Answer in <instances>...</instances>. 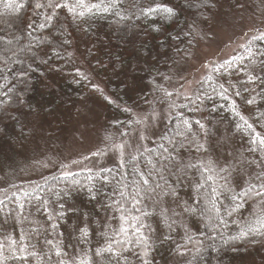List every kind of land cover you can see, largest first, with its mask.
Returning <instances> with one entry per match:
<instances>
[{"label": "trees", "instance_id": "16d2710c", "mask_svg": "<svg viewBox=\"0 0 264 264\" xmlns=\"http://www.w3.org/2000/svg\"><path fill=\"white\" fill-rule=\"evenodd\" d=\"M222 1L121 0L113 12L93 14L75 21L66 10H57L52 24L40 29L37 25L43 22V16L51 14V9L35 8L37 0H16L24 5L16 11L5 8L4 0H0V37L3 38L0 40V84H6L0 92L6 91L8 87L13 88L7 97L0 96V101L7 100V103L0 106V199L9 197L6 200L7 207L0 205V242L7 244V236L19 239L21 234L17 223L16 201L11 193L16 192L23 198L24 191L31 192L39 185L37 194L47 199L51 208L58 210L59 204L64 205L66 217L59 231L63 233L69 258L77 255L80 249L95 248L103 243L99 233L112 215L111 210L105 208L108 203L105 193L110 194L111 185L102 186L99 177L92 181L89 177L101 169H113L115 174L118 153L110 150L112 144L126 143V159L130 158L138 148L142 151L144 147L156 148L161 143L167 144V140L161 137H173L181 119L192 122L193 133L206 146V150L197 152L185 140L186 148L180 152L181 158L185 162L214 161L218 168L228 169L223 175L230 189L239 191L246 187L245 182L249 177L260 171L248 162L258 159L261 154L250 151L252 146L249 136L236 128L239 118L231 111L230 104L235 101L238 111L264 134V119L254 120L256 115L264 113V92L259 82L247 84L241 81L243 66H251L245 48L242 47L229 60L230 65L227 64L221 70L215 67L214 72L206 74L191 98L175 100L177 91L172 89V83L168 84L167 78V71L193 51L202 34L208 33L215 22H227L229 15L224 14L220 8L226 7L224 11L229 12L234 0H228L227 6L221 5ZM157 3L172 7L176 15L169 19L163 13L149 16L141 14V8L155 6ZM115 12H120L124 18ZM29 24L33 27L29 28ZM256 29L250 32L253 34L250 40L264 33V28ZM16 37H19L18 41ZM7 40H12L13 44L8 45ZM64 40L69 43H63ZM79 45L92 52L91 68L96 69L92 94L88 91L89 83L77 80L73 73L65 78L57 76L59 67L66 65L69 52ZM251 47L254 53L264 52V40H252ZM5 49L23 50L13 56L12 51ZM54 49L59 52L58 56L54 54ZM256 59L255 69L259 73V57ZM220 85L228 89L225 93L227 100L220 94L223 92ZM245 88L249 91H244ZM236 91L241 95L236 96ZM166 92L172 95L166 96ZM251 95L256 96L257 102L247 109L244 104ZM85 100H99L102 116L96 119L90 130L82 129L86 139L81 152L92 156L99 150L105 154L96 156L99 159L92 156L87 166L70 171L75 180L79 181V184H73V177L63 179V166L83 155L72 158L63 156L59 141L67 139V135L70 139V114L76 106H82ZM159 109L167 112L163 128L150 143L135 145L136 130L144 123L139 111H144L145 117L150 118ZM137 120L142 123H136ZM195 121L205 126L207 136L200 131ZM58 151L61 156L57 155ZM22 162H27L38 175H42V171L49 165L55 166L49 169V174L42 175L38 180L17 182L15 173L22 170ZM191 176L192 179L187 180L179 189L181 199L189 203L193 196L191 185L198 179L195 172ZM93 183L99 191L96 200L90 198L87 190ZM224 183L221 179L215 184L209 182L205 186L204 195L198 197L197 213L178 216V223L173 225L174 231L170 232L160 224L158 216L148 218L147 223L155 229L150 253L153 264H264V237L229 240L225 243L229 237L237 235L247 222L253 221L264 205L258 207L257 200L249 198L243 209L228 216L226 209L232 206L229 197L233 192L218 189L223 193L219 200L225 203L220 204V215L227 221V225L220 224L219 220L211 218L212 213L204 211L208 207L205 197L211 193V188ZM55 193H60L59 200ZM147 204L151 211L152 203ZM37 207L36 202H25L23 215L29 218L28 212L31 210V215L43 220L40 225L47 227L46 216L42 211L38 212ZM176 210L181 211L179 208ZM245 216L247 219L243 218L240 223V218ZM85 217L92 231L88 245L78 240L77 226L83 223ZM24 222L20 225L24 226ZM186 232L195 243L186 242ZM41 236L43 241V232ZM165 236L170 238L165 239ZM30 243L39 244L34 241ZM177 245H185L184 256L175 251ZM45 248L43 245L41 252ZM197 248L200 249L198 255ZM128 257L129 264H141L131 254ZM36 261L31 259L24 264ZM18 262L9 261L8 264Z\"/></svg>", "mask_w": 264, "mask_h": 264}, {"label": "snow or ice", "instance_id": "6c2138e0", "mask_svg": "<svg viewBox=\"0 0 264 264\" xmlns=\"http://www.w3.org/2000/svg\"><path fill=\"white\" fill-rule=\"evenodd\" d=\"M120 3L121 0H97V2H88V0H74V2L73 0H46L44 3L37 0L35 8L51 9V14L43 16V22L37 27L44 29L51 25L57 15V10H66L75 21L93 14L113 12ZM4 6L16 11L24 7L23 4L17 3L16 0H4ZM140 11L144 16L163 13L169 19L176 15L172 7L159 3L155 6L141 8ZM115 14L124 18L120 12H115ZM28 27L32 28L33 25L29 24ZM2 39L0 37V40ZM16 40L18 41L19 37H16ZM252 40H264V33L254 36ZM252 40L248 41V45H241V47L245 48L252 68L257 66L256 57H259V73L245 65L242 71L245 72L246 81L242 82L247 84L259 82L262 86L261 91L264 92V52L254 53L251 47ZM6 43L12 45L13 41L7 40ZM63 43L67 44L69 41L64 40ZM22 50L5 49V51H12L13 56L16 55L17 51ZM53 52L55 55H59V52L55 49ZM225 64L230 65L231 61H225ZM77 74L81 75L82 79H87L79 71H77ZM5 79L7 78L5 77ZM5 87L6 84H0V89ZM220 88L223 89L220 94L227 100L228 96L225 93H227L228 89L224 88V85H220ZM12 91L13 88L8 87L6 91L0 92V96L7 97ZM244 91H249V89L245 88ZM252 91L254 92L255 89H252ZM165 95L171 96L172 93L166 92ZM235 95L240 96L241 93L236 91ZM105 98L107 99V97ZM256 102L255 95L246 101L249 105ZM5 103H7V100L0 101V106ZM230 109L239 118L236 128L245 131L249 136V143L252 146L250 151L261 154L258 159L248 162L250 166L255 165L260 171L249 177L245 182L246 187L240 188L239 191L230 189L227 184V178L223 175L228 172V169L218 168L214 161L197 160L193 162L189 160L185 162L181 158L180 152L186 148L185 140L188 141V146H194L197 152L206 150L205 143L197 139L193 133L192 122L188 119H181L173 137H161L162 140H167V144L161 143L156 148L144 147L142 151L138 148L136 154L131 155L130 158L126 159V143L112 144L110 150L118 153L115 174L113 169H101L100 172L89 177L90 181L99 177L102 186L111 185L110 194L105 193L108 200L105 208L106 210H111L112 215L99 233L103 238V243L98 244L95 248L80 249L77 255L69 258L66 250L67 246L62 238L63 233L59 231L61 222L66 217L64 205L62 203L59 204L58 210L51 208L50 202L37 194V190L40 189L39 185H36L31 192L24 191L22 194L23 198L16 192L11 193V197L15 198L16 201L18 224H22L27 219L23 215L25 202H36L38 204L37 211H42L46 216L47 227L40 225L39 222H33L34 226L27 231L21 228L19 239H15L11 235L7 236V244L0 242V264H8L9 261H19L24 264V262H29L31 259H36L38 264H41V262L42 264H105V262L106 264H129L128 254L138 259L141 264H153L150 253L152 249V233L155 232V229L152 228L151 224L147 223L148 218L158 216L160 224L168 228L170 232L174 231L173 225L178 223L176 218L184 213L196 214L199 210L198 197L204 195L205 186L209 182L215 184L218 179L224 180L225 183L211 188V193L205 197L208 207L204 211L212 213L213 216L211 218L219 220L220 224L226 226L227 221L221 218L220 215L221 202L219 196L223 193L218 189L233 192L229 197L232 201V206L230 209H226L228 216H232L233 213L243 209L249 198L257 200V203L264 205V134L258 131L254 124L249 122V119L238 111L235 101L230 104ZM151 119L156 120L157 116L153 114ZM262 119H264V113H259L254 117L256 121ZM136 123L139 124L142 121L137 120ZM195 123L199 126L200 131L207 136L205 126L200 121H195ZM190 136L192 137L191 140H189ZM107 139H110V137ZM140 139L145 140L148 137L142 133ZM104 154V152L98 150L92 155L102 156ZM73 163L76 162L74 161ZM63 167L67 168L66 165ZM192 172L196 173L198 179L191 185L193 196L191 197L192 202L189 203L181 199L179 189L187 180L192 179ZM102 173H107V175H102ZM62 175L64 180L73 177L72 183L79 184L72 172L66 170ZM53 179L56 178L54 177ZM172 181H175V183ZM87 190L90 198L96 200L99 191L96 189L95 184L93 183ZM54 195L59 200L60 193H55ZM7 199H9L7 196L4 199H0V205L7 207ZM147 202H151L153 205L151 211L148 210ZM177 208L181 209V211L178 212ZM77 230L79 232V243L88 245L92 231L87 217L84 218L82 224L77 226ZM42 232L44 233L43 243L47 246V251L38 252L36 250L38 245L30 243L31 235H40ZM250 237H264V208H261L260 214L256 215L253 221L247 222L245 226L240 228L237 235L229 237L228 240H225V243H228L229 240H248ZM169 238V236H165V239ZM185 239L187 243H195L193 237L188 235L187 232ZM252 242L254 243L255 241L253 240ZM175 251L178 255L184 256L186 247L185 245H177ZM199 252L200 249L197 248V255ZM44 257H47L46 261ZM53 257H55V260H53Z\"/></svg>", "mask_w": 264, "mask_h": 264}, {"label": "rangeland", "instance_id": "374dc122", "mask_svg": "<svg viewBox=\"0 0 264 264\" xmlns=\"http://www.w3.org/2000/svg\"><path fill=\"white\" fill-rule=\"evenodd\" d=\"M227 3L228 0H223L221 5L227 6ZM231 8L229 12L224 11L226 7L220 8L224 14L229 15V17L226 18L227 22H215L208 33L202 34L201 37L198 38L197 45L193 51L167 71L168 84L172 83V89L177 91L175 100H184L193 97L197 92L199 82L206 74L214 72L213 69L215 67L218 70L225 67L227 65L225 61H229L241 50V45H245L251 39L253 34L250 32L255 28H257L256 30L264 28V0H234V5ZM92 62V52L84 46L79 45L75 50L69 52L67 60L65 61L66 65L64 67H59L57 76L65 78L68 77L70 73H73L77 80L89 83L90 87L88 91L92 94L95 89L93 78L96 76V69L91 68ZM221 62L223 63L219 64ZM244 68L245 65L243 66V69ZM249 68L257 72L252 66H249ZM77 71L86 76L87 79H82L81 75L77 74ZM240 77L241 81H246L244 71L241 72ZM251 97L252 95L249 98ZM100 104L101 102L99 100H85L82 106H76L74 112L70 114V139H68L69 136L67 135V139L64 138L63 141L60 140L59 144L61 149H63V156L72 158L82 154L83 157L80 159L77 158L75 160L76 163H73L74 161L71 163L68 162L65 171H72L74 168L87 166L92 156L95 157V159H99L94 155L89 156V153H83L81 150L83 142L86 139L82 129L86 128L90 130V128L95 125L96 119L102 116ZM244 107L249 109L252 107V104L249 105L245 102ZM153 114L157 116L156 120L151 119ZM166 114L167 112L164 109H159L155 113L153 112L150 118H147L145 117L144 111H139V116L143 119L142 121L144 123L136 130L134 137L135 145L138 143H150L163 128ZM142 133L148 137V139L141 140L140 135ZM226 140L229 139L226 138ZM226 140L224 139V142L228 143ZM131 147H134V145ZM57 155L61 156V153L58 151ZM16 160L18 161V158ZM34 160L37 161L39 159L35 158ZM20 166L22 170L15 173V180H18L17 182H30L38 180L42 175L49 174L51 172L49 169L54 168L55 165H49L42 171V175H38V172L32 169L27 162H22ZM221 204L223 205L225 203L222 202ZM256 206L259 207L261 204H257ZM28 215L29 218L25 220L24 226L19 224V228H25L27 231L34 225L33 222H39V224L43 223V220L37 219L41 217L31 215V210L28 212ZM243 218L247 219V216L240 218V223L243 221ZM31 241L39 243L36 250L41 252L42 246L45 245L42 241V236L40 237V235L32 234ZM45 251H47V246L43 252ZM44 260L46 261L47 257H44ZM17 264H22V262H18ZM33 264H38V261Z\"/></svg>", "mask_w": 264, "mask_h": 264}]
</instances>
